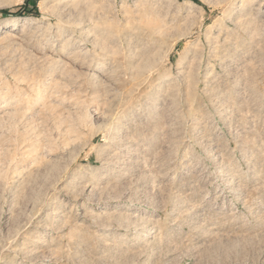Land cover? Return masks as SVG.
I'll list each match as a JSON object with an SVG mask.
<instances>
[{
    "label": "rangeland",
    "instance_id": "374dc122",
    "mask_svg": "<svg viewBox=\"0 0 264 264\" xmlns=\"http://www.w3.org/2000/svg\"><path fill=\"white\" fill-rule=\"evenodd\" d=\"M11 94L0 264H264V0H0Z\"/></svg>",
    "mask_w": 264,
    "mask_h": 264
},
{
    "label": "bare ground",
    "instance_id": "6f19581e",
    "mask_svg": "<svg viewBox=\"0 0 264 264\" xmlns=\"http://www.w3.org/2000/svg\"><path fill=\"white\" fill-rule=\"evenodd\" d=\"M17 20H15V24H16ZM10 93V92H9ZM15 97L13 94L5 97V98H0V111L3 112L5 111V108L8 107L10 105V100ZM4 114V112H3Z\"/></svg>",
    "mask_w": 264,
    "mask_h": 264
},
{
    "label": "trees",
    "instance_id": "16d2710c",
    "mask_svg": "<svg viewBox=\"0 0 264 264\" xmlns=\"http://www.w3.org/2000/svg\"><path fill=\"white\" fill-rule=\"evenodd\" d=\"M26 9V8H25ZM25 12V11H24Z\"/></svg>",
    "mask_w": 264,
    "mask_h": 264
}]
</instances>
